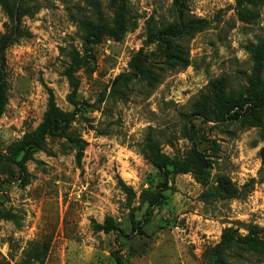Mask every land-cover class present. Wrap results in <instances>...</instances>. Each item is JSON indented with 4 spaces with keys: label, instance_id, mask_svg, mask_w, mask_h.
<instances>
[{
    "label": "rangeland",
    "instance_id": "1",
    "mask_svg": "<svg viewBox=\"0 0 264 264\" xmlns=\"http://www.w3.org/2000/svg\"><path fill=\"white\" fill-rule=\"evenodd\" d=\"M123 1V37L87 45L89 23L113 20L112 0H0V37L17 27L5 53L0 117V264H117L118 257L124 264H215L227 229L239 242L225 250L227 264H264V107L225 121L191 116L220 77L228 90L252 96L255 55L264 83V0H189L187 17L203 27L179 41L185 67L152 36L177 22L173 0ZM74 52L79 85L71 96L64 73ZM137 53L153 78L116 83ZM46 88L60 110L73 113L70 129L83 153L78 161L67 140L48 138L22 174L12 147L40 123ZM193 148L209 162L205 184L191 172L165 175L146 157H164L170 171ZM220 177L234 197L220 189ZM159 191L165 199L145 221ZM106 217L122 233L94 231L92 220ZM248 225L258 228L249 244L241 242Z\"/></svg>",
    "mask_w": 264,
    "mask_h": 264
},
{
    "label": "trees",
    "instance_id": "2",
    "mask_svg": "<svg viewBox=\"0 0 264 264\" xmlns=\"http://www.w3.org/2000/svg\"><path fill=\"white\" fill-rule=\"evenodd\" d=\"M189 0H173L172 8L176 16L177 22H171L163 26L162 30H158L155 34L150 30L152 36L159 37L161 43L166 48L168 58L173 59L179 63L182 67L188 65L187 53L184 47L179 43L181 39L186 36H191L198 29L202 28L203 21L196 19H189L188 12ZM114 6V17L110 23L94 24L89 23L86 27L85 42L87 45L100 43L103 37H111L114 40H120L129 25L128 10L123 0H112ZM9 19L12 24L15 18L12 15V11H8ZM17 31L16 26H11L10 31L0 37V117L4 112L7 104V81H6V49L13 40V36ZM177 40V41H175ZM164 48V49H165ZM258 66L262 65L261 58L257 55L254 56ZM71 63L65 70V76L71 87V96H73L78 88V79L75 76L76 66L78 65L77 54L74 52L71 55ZM255 68V73L248 78L249 87L248 92L252 96L239 95L233 90H228L226 87L225 78L220 77L216 80H211L207 86V92L201 94L199 98L192 105L191 116L197 115L215 121H225L226 118L235 119L239 115L246 113L252 109L264 107V83L259 77L260 68ZM129 67L131 72L116 78V83L121 81H128L135 78H143L151 80L153 73L146 65V59L137 53L129 61ZM123 78V80H122ZM48 91V102L42 119L37 127L29 133H26L22 138L12 147L14 155H19V160L16 166L20 172L25 173V163L32 159L35 151H44L46 141L48 138H63L72 144L77 150V160L79 161L83 153L82 140L73 134L70 129L71 123L74 119L73 113L64 112L60 110L55 104L53 93L51 89L46 88ZM251 103V104H250ZM250 105V106H249ZM150 162L162 171L165 175L179 174L191 172L194 178L202 184L206 183L207 172L210 167L208 160L195 148L192 149L191 157L184 162H174L171 164V170L166 169V159L162 156L146 155ZM219 187L226 196L234 197L235 190L228 178L220 177ZM165 196L161 191L154 194L148 204L146 211L145 221H148L153 213L155 207L161 205ZM92 227L94 231H102L108 233L116 231L122 233V231L116 228L113 219L106 217L103 223H98L92 220ZM137 233H142L141 227L138 224L135 228ZM247 236L241 238L242 243L249 244V236L258 234V228L254 225H248ZM254 241L252 238L250 242ZM239 243L231 234V230L227 229L223 231L221 240L214 248L215 264H227L223 258L225 250L232 245ZM43 252H47V246H43ZM117 264H124L118 257L116 259Z\"/></svg>",
    "mask_w": 264,
    "mask_h": 264
}]
</instances>
